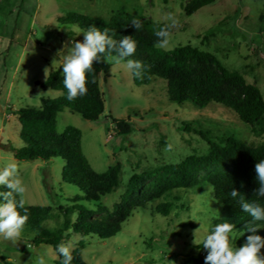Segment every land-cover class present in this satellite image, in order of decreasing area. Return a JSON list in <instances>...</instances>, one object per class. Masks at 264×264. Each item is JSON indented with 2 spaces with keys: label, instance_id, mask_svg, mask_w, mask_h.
I'll return each mask as SVG.
<instances>
[{
  "label": "rangeland",
  "instance_id": "374dc122",
  "mask_svg": "<svg viewBox=\"0 0 264 264\" xmlns=\"http://www.w3.org/2000/svg\"><path fill=\"white\" fill-rule=\"evenodd\" d=\"M189 1L0 0V169L16 163L18 177L26 187L25 205L52 208L53 217L43 223L44 227H59L64 216L60 207L71 206L70 199L84 193L63 182V159L20 161L8 148L24 146L18 109L40 107L42 99L55 100L63 95L43 89L39 83L61 67L58 51L66 54L71 41H83V31L59 20L68 13L107 19L123 8L162 25L169 23L167 17L172 15L179 23L171 29L169 47L161 51L185 44L211 51L226 67L256 84L264 95V0H215L188 16L185 5ZM125 64H110L111 76L106 81L100 76L104 113L98 121H86L65 109L56 125L59 133L67 126L81 130L83 153L96 171L104 172L121 163L119 188L102 198L108 209L120 201L132 174L206 153L208 139L234 135L245 143H264V130L252 133L233 110L217 103L198 108L192 102H172L165 80L155 77L147 85H136ZM113 119L130 121L132 132L117 135ZM210 188L176 190L180 200L174 201V209L167 216L153 213L157 202L137 209L108 240L73 234V250L84 241L81 254L87 264H184L200 253L205 259L208 250L198 245L221 218L223 206L214 191H208ZM78 203L95 208L93 202ZM71 216L75 218L76 213ZM33 239L34 233L27 230L15 243L0 239V264H37L41 257L46 264H56L55 249L36 245ZM235 240L232 246L239 248ZM260 255L264 256V249Z\"/></svg>",
  "mask_w": 264,
  "mask_h": 264
},
{
  "label": "trees",
  "instance_id": "16d2710c",
  "mask_svg": "<svg viewBox=\"0 0 264 264\" xmlns=\"http://www.w3.org/2000/svg\"><path fill=\"white\" fill-rule=\"evenodd\" d=\"M212 2L215 0H190L185 5V11L191 16ZM134 17L142 23L139 31L131 26ZM59 20L81 31L90 26H96L101 31L108 28L109 34H114L113 38L117 41L124 36L135 39L137 48L130 59L141 61L147 66L142 78L133 75L136 85H147L153 78L159 77L167 82L168 97L172 102L181 105L192 102L198 108L217 103L233 110L252 133L258 134L264 130L262 90L248 82L245 75L226 67L211 51L187 44L167 52L156 48L157 37L154 33L164 26L161 23L143 20L123 8L107 19L70 12ZM101 59L93 63L94 71L87 73L88 92L85 96L74 101L67 100L64 74L60 67L50 71L46 80L39 85L43 89L61 91L63 95L55 100L42 99L40 107L20 108L17 111L21 125L20 138L24 146L8 148L13 151L15 158L20 161L63 159V182L78 187L84 193L70 199L73 203L71 206L60 207L64 216L59 227L54 229L43 226L45 221L53 217L50 206L25 205L29 210V219L24 230L34 233L33 242L36 245L47 244L55 251L59 243L69 242L73 234L82 238L97 236L108 240L122 229L137 209L157 202L153 206V213L167 216L174 209V201L180 200V196L174 194L176 190L209 185L214 189L215 199L223 205L221 218L214 226L223 222L233 223L236 226L235 241L241 247L251 234L245 232L241 236V231L252 218L243 211L240 198L233 199L229 193L236 189L245 201L259 200L264 204V197L255 195V190L259 188L255 164L264 160V143L261 142L245 143L234 135H224L216 141L208 139L209 149L206 153L192 154L174 164L134 173L128 179L120 201L114 203L111 209L103 204L102 198L115 192L121 184V163H116L104 172L96 171L83 153L81 130L67 126L59 133L56 126L60 113L65 109L86 121L95 122L101 118L104 113V94L100 87V76L103 75L104 81L111 76L110 64L103 62V57ZM113 123L116 124L117 135L129 134L133 130V125L125 119H113ZM203 172L206 174L200 178ZM164 198L167 200L162 201ZM82 200L95 203V208L79 204ZM20 211L23 214V210ZM73 213H76L75 218L71 216ZM101 214L105 216L101 217ZM254 223L261 226L255 234L264 237V221ZM84 248V241H80L72 251V264H87L81 254ZM198 248H203L202 243ZM56 254V264H62L63 258L57 251ZM184 264H205V259L200 253L185 260Z\"/></svg>",
  "mask_w": 264,
  "mask_h": 264
},
{
  "label": "clouds",
  "instance_id": "9594fccd",
  "mask_svg": "<svg viewBox=\"0 0 264 264\" xmlns=\"http://www.w3.org/2000/svg\"><path fill=\"white\" fill-rule=\"evenodd\" d=\"M169 23L155 31L157 37L155 47L167 49L170 44V30L177 27L178 20L172 15L167 17ZM131 26L137 31L142 28V23L138 18L131 20ZM109 29L104 28L101 31L96 26H90L83 31V41H71V48H68L66 54L59 52L62 57L60 64L63 71V84L67 89V100L74 101L78 97L87 94V73L94 71L93 63L101 61L108 64H121L126 61L125 67L135 77L142 78L147 70L141 61L130 59L137 48V42L131 36H124L117 41L113 35L109 34ZM65 43V48H67ZM45 77L48 69L45 68ZM95 82L94 80L92 81ZM255 172L259 182V188L255 190L257 197H264V160L255 164ZM0 186L7 189L0 191V239L17 242L24 230L26 222L29 219V210L25 206L24 195L26 187L18 177V166L16 163H9L3 169H0ZM214 191L210 188L208 191ZM229 195L235 199L240 198V206L246 212L252 221L246 223L241 231V236L251 233L247 236L243 246L237 248L232 246V240L235 239L236 226L233 223L223 222L216 224L203 240V248L208 250L205 257V264H264V256H261V249H264V237L255 234L261 227L254 222L264 221V204L259 200L247 202L244 197L236 190L232 189ZM19 197V199H17ZM23 210V214L21 211ZM196 244V242L194 241ZM198 245V244H197ZM29 248L31 247L28 244ZM73 244L61 242L57 245L56 251L61 256L62 264H72ZM37 264H46L41 257Z\"/></svg>",
  "mask_w": 264,
  "mask_h": 264
}]
</instances>
